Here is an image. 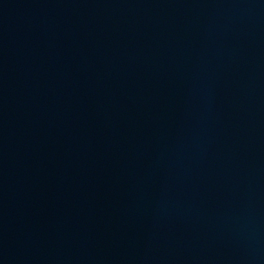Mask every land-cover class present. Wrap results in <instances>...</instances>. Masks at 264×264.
Listing matches in <instances>:
<instances>
[{"label":"water","instance_id":"water-1","mask_svg":"<svg viewBox=\"0 0 264 264\" xmlns=\"http://www.w3.org/2000/svg\"><path fill=\"white\" fill-rule=\"evenodd\" d=\"M0 264H264V0H0Z\"/></svg>","mask_w":264,"mask_h":264}]
</instances>
